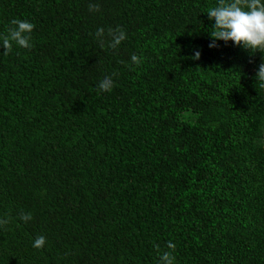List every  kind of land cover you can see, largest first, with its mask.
Instances as JSON below:
<instances>
[{
    "label": "trees",
    "instance_id": "trees-1",
    "mask_svg": "<svg viewBox=\"0 0 264 264\" xmlns=\"http://www.w3.org/2000/svg\"><path fill=\"white\" fill-rule=\"evenodd\" d=\"M216 3L0 0L34 24L0 47V264H264V53L208 47Z\"/></svg>",
    "mask_w": 264,
    "mask_h": 264
},
{
    "label": "clouds",
    "instance_id": "clouds-1",
    "mask_svg": "<svg viewBox=\"0 0 264 264\" xmlns=\"http://www.w3.org/2000/svg\"><path fill=\"white\" fill-rule=\"evenodd\" d=\"M92 11L98 10V5L89 4ZM208 19L212 21L209 32V48L218 46L219 41L231 42L233 45L240 46L252 52L259 51L264 53V0H217L215 6L209 7L206 11ZM12 27L8 29L7 35L0 36V47L3 53L11 51L15 44L22 48L31 47L30 34L34 24L21 19H13ZM126 32L117 26L116 29H109L108 44L115 48L126 39ZM96 36L103 45L104 29L98 28ZM201 51L194 49L191 53L193 59H199ZM131 61L139 65L142 57L136 54L131 56ZM255 78L264 85V62H261L256 69ZM114 87L111 77H105L98 82L97 88L101 92H106ZM24 221L31 219V213L22 214L20 217ZM8 223L6 218H0V225ZM45 244V237L40 235L33 240V247L39 248ZM167 248L172 250L175 244L172 241L167 243ZM175 257L171 251H163L158 260V264H174Z\"/></svg>",
    "mask_w": 264,
    "mask_h": 264
}]
</instances>
